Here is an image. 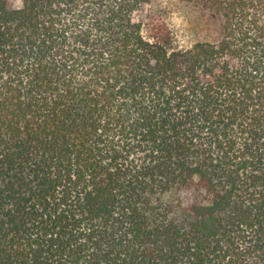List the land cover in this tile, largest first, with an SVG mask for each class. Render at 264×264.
I'll return each mask as SVG.
<instances>
[{
  "label": "trees",
  "instance_id": "obj_1",
  "mask_svg": "<svg viewBox=\"0 0 264 264\" xmlns=\"http://www.w3.org/2000/svg\"><path fill=\"white\" fill-rule=\"evenodd\" d=\"M182 1L0 0V264H264V0Z\"/></svg>",
  "mask_w": 264,
  "mask_h": 264
},
{
  "label": "rangeland",
  "instance_id": "obj_2",
  "mask_svg": "<svg viewBox=\"0 0 264 264\" xmlns=\"http://www.w3.org/2000/svg\"><path fill=\"white\" fill-rule=\"evenodd\" d=\"M20 0H16V6ZM147 15L164 22L172 32L175 44L182 48L198 40L211 39L216 31V19L207 10L182 0H151L136 16L137 20Z\"/></svg>",
  "mask_w": 264,
  "mask_h": 264
}]
</instances>
